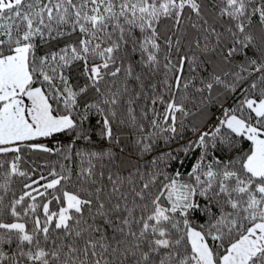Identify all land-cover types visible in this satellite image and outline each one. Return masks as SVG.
Listing matches in <instances>:
<instances>
[{
	"label": "snow or ice",
	"instance_id": "1",
	"mask_svg": "<svg viewBox=\"0 0 264 264\" xmlns=\"http://www.w3.org/2000/svg\"><path fill=\"white\" fill-rule=\"evenodd\" d=\"M0 264H264V0H0Z\"/></svg>",
	"mask_w": 264,
	"mask_h": 264
}]
</instances>
